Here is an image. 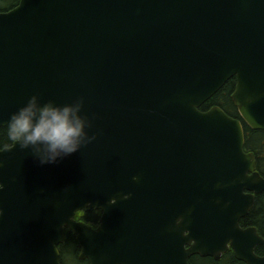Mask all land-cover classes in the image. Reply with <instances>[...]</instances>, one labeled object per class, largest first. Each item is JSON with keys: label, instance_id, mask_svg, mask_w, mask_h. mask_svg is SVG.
Instances as JSON below:
<instances>
[{"label": "water", "instance_id": "1", "mask_svg": "<svg viewBox=\"0 0 264 264\" xmlns=\"http://www.w3.org/2000/svg\"><path fill=\"white\" fill-rule=\"evenodd\" d=\"M264 130V0H20L0 11V127L34 93L84 98L90 143L42 164L0 150V264H190L230 248L264 264L241 219L264 191L240 118L200 107L232 77ZM102 211L97 228L76 219Z\"/></svg>", "mask_w": 264, "mask_h": 264}, {"label": "clouds", "instance_id": "2", "mask_svg": "<svg viewBox=\"0 0 264 264\" xmlns=\"http://www.w3.org/2000/svg\"><path fill=\"white\" fill-rule=\"evenodd\" d=\"M84 98L66 102L43 99L34 93L14 111L7 123V136L21 148H31L42 163H55L93 141L92 118L83 111Z\"/></svg>", "mask_w": 264, "mask_h": 264}, {"label": "trees", "instance_id": "3", "mask_svg": "<svg viewBox=\"0 0 264 264\" xmlns=\"http://www.w3.org/2000/svg\"><path fill=\"white\" fill-rule=\"evenodd\" d=\"M20 0H0V11L8 10L19 3ZM236 77L229 79L225 85L211 98H209L201 109L206 110L214 105H220L232 116L241 118L240 113L232 101L231 94L235 89ZM245 126L246 142L245 147L248 151H253L257 157V167L261 174L264 175V130L252 129L243 119ZM13 142L7 136V125L0 127V149L11 145ZM87 222L96 219L94 210H88L82 216ZM241 225L256 226L264 237V191L256 195L255 205L250 212L241 219ZM61 262L66 264L65 255L72 251L76 264H89L88 260H82L78 254L80 246L73 233L66 231V240L60 245ZM256 252L264 254V244L257 246ZM191 264H246L244 261L235 257L232 249L225 252L220 259H215L212 256L202 257L194 255L190 258Z\"/></svg>", "mask_w": 264, "mask_h": 264}, {"label": "rangeland", "instance_id": "4", "mask_svg": "<svg viewBox=\"0 0 264 264\" xmlns=\"http://www.w3.org/2000/svg\"><path fill=\"white\" fill-rule=\"evenodd\" d=\"M74 254L72 253V251H69L66 255H65V261L66 264H76V260L73 256Z\"/></svg>", "mask_w": 264, "mask_h": 264}, {"label": "flooded vegetation", "instance_id": "5", "mask_svg": "<svg viewBox=\"0 0 264 264\" xmlns=\"http://www.w3.org/2000/svg\"><path fill=\"white\" fill-rule=\"evenodd\" d=\"M86 211V210H85ZM94 213H95V217H96V219H93L92 221H90L89 223L93 226V227H97L98 225H99V222H100V216H101V214L99 215L98 214V212L96 213L95 211H94ZM82 219V218H81Z\"/></svg>", "mask_w": 264, "mask_h": 264}]
</instances>
